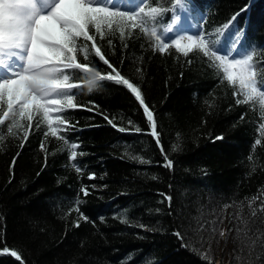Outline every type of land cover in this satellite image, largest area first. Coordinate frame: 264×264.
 <instances>
[{"label": "trees", "instance_id": "trees-1", "mask_svg": "<svg viewBox=\"0 0 264 264\" xmlns=\"http://www.w3.org/2000/svg\"><path fill=\"white\" fill-rule=\"evenodd\" d=\"M258 6L263 8L264 0H214L204 31L219 39L222 26L240 12L239 35L262 44L264 11L256 12ZM97 44L121 75L141 88L154 111L164 154L134 94L110 80L79 96L75 103L83 107L64 114L72 126L59 135L79 145L74 161L63 141L44 135L45 124L36 126L40 117L23 147V133L14 128L15 135L7 134L6 121L0 126V253L5 246L17 250L23 264H264V248H244L242 237L229 231L242 226L234 219L240 215L252 233H264V213L252 218L247 207V199L264 193V119L258 103L237 104L243 99L233 95L237 86L223 80L222 70L199 51L188 57L174 48L154 51L139 30L123 40L118 34L103 41L97 37ZM257 60L264 61V48ZM89 61L104 73L111 71L91 48ZM22 123L26 128L27 121ZM136 127L142 131L135 132ZM165 154L174 161L172 169L163 167ZM84 186L90 192L86 197ZM163 194L172 197L170 208ZM78 200L87 221L70 212ZM200 224L206 227L197 232ZM210 224L226 235L209 239ZM0 264L21 262L0 254Z\"/></svg>", "mask_w": 264, "mask_h": 264}, {"label": "snow or ice", "instance_id": "snow-or-ice-1", "mask_svg": "<svg viewBox=\"0 0 264 264\" xmlns=\"http://www.w3.org/2000/svg\"><path fill=\"white\" fill-rule=\"evenodd\" d=\"M175 3L180 5L182 0H175ZM246 10L247 6L241 9V12ZM167 11L162 3L154 6L151 0H139L135 8L128 10L118 7L116 0H0V126H5V122L10 121L4 131L11 135H15L14 128H19L23 133L21 141L23 147V142L33 128V121L36 117H40L36 126L45 124L48 131L44 135L51 134L63 141L70 150L69 159L74 161L77 158L76 149L79 145L69 143L64 136L59 135L61 130L67 131L72 126L64 113L83 107L75 103L76 95L83 87L86 86L91 92L99 81L110 80L126 86L134 94L148 121L149 134L156 139L164 154L163 147L159 143L154 111L146 103L141 88L121 75L97 44V37L103 41L105 36L118 34L123 40L126 34L131 36L137 30L146 35L150 41L154 38L155 42L151 44L154 51L164 53L174 47L184 57L195 51L202 53L210 61V66L222 70L223 80H226L230 86H237L238 90L234 91L233 95H242L243 99H237L236 103L256 101L261 118L264 119V69L257 68V64H264V61L257 60L255 64L253 63L257 56L256 51L246 52L241 56L236 44L233 43L225 53L224 48L227 44L221 45L219 40L209 38L205 31L195 35H179L165 42L163 36L158 33L156 25L159 18ZM240 14V12L233 14L222 26L225 30L231 29L228 33L229 39L233 34L239 35L242 32V28L235 25ZM167 31L172 29L168 28ZM215 31L220 34L222 29L217 28ZM108 43L111 45L112 40L109 39ZM89 48L92 54L111 71L102 74L92 66L89 61ZM258 75L260 79H257ZM25 120L26 128L22 123ZM113 126L117 127V125ZM260 127L264 129V123ZM118 130L125 131L124 128ZM134 131L139 133L142 130L136 127ZM216 139L221 140L223 137L218 136ZM2 143L3 141L0 140V145ZM260 143L259 139L255 141L256 145ZM43 147L42 143L41 148ZM173 150H177V146H173ZM134 159L139 158L134 157ZM249 159L252 160V157L250 156ZM140 162L149 163L143 159H140ZM73 167L78 173L81 171V168L75 164ZM163 167L169 169L174 167V161L168 159L166 154ZM89 179H95V174H90ZM81 192L85 197L90 195L87 186L82 187ZM163 195L170 208L172 197ZM262 197L264 193L251 199L246 198L252 218L257 217L258 213H264ZM257 201L259 204L254 207ZM81 203L82 201L78 200L70 212H78L80 219L87 221L88 217L80 212ZM232 206L224 205V209ZM234 219L242 226H236L229 231L235 230L237 235L242 237V247L254 251L259 244L264 248V233H252L248 227L249 221L240 215H236ZM76 227H79V220ZM205 227V224H200L196 231L202 232ZM208 228L209 239L215 238L217 234L221 238L226 235L225 231L214 224L208 225ZM174 234L183 240L180 231ZM0 254L10 255L23 264L21 254L17 250L5 246ZM203 255L208 258L207 252Z\"/></svg>", "mask_w": 264, "mask_h": 264}, {"label": "bare ground", "instance_id": "bare-ground-1", "mask_svg": "<svg viewBox=\"0 0 264 264\" xmlns=\"http://www.w3.org/2000/svg\"><path fill=\"white\" fill-rule=\"evenodd\" d=\"M181 23H182L183 26L186 24V23L183 22V21H182ZM183 23H184V24H183ZM250 33H251V30H250ZM251 35H253V34L251 33ZM248 44H249V46H250V48H251L252 50H255V51H256L257 55H258L259 51H260L262 48H264V43L259 44L258 41L252 39V36H251V38H250V42H249ZM248 44H247V45H248ZM247 45H245L244 47H246ZM236 48H243V47H236ZM256 57H257V56H256ZM145 101H146V100H145ZM146 103H147V101H146ZM147 104H148V103H147ZM148 105H149V104H148ZM149 107H151V106L149 105ZM233 234L236 235V231H235V233L233 232Z\"/></svg>", "mask_w": 264, "mask_h": 264}, {"label": "rangeland", "instance_id": "rangeland-1", "mask_svg": "<svg viewBox=\"0 0 264 264\" xmlns=\"http://www.w3.org/2000/svg\"><path fill=\"white\" fill-rule=\"evenodd\" d=\"M201 1H205V0H201ZM261 6H258V7H256L255 8V10H256V12H258V11H260V10H262V11H264V7L262 8H260ZM251 18V17H250ZM261 23H263V21H261L259 24H258V26H260L261 27ZM253 25H254V23H253ZM144 117H145V114H144ZM145 119H146V117H145ZM146 122H147V120H146ZM167 201V200H166ZM168 203V202H167Z\"/></svg>", "mask_w": 264, "mask_h": 264}]
</instances>
